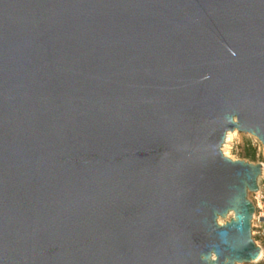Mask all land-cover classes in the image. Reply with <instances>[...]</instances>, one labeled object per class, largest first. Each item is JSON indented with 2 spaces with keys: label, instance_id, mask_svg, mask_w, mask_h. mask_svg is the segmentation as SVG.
Segmentation results:
<instances>
[{
  "label": "water",
  "instance_id": "95a60500",
  "mask_svg": "<svg viewBox=\"0 0 264 264\" xmlns=\"http://www.w3.org/2000/svg\"><path fill=\"white\" fill-rule=\"evenodd\" d=\"M234 131L264 146V0H0V264L257 262Z\"/></svg>",
  "mask_w": 264,
  "mask_h": 264
},
{
  "label": "rangeland",
  "instance_id": "374dc122",
  "mask_svg": "<svg viewBox=\"0 0 264 264\" xmlns=\"http://www.w3.org/2000/svg\"><path fill=\"white\" fill-rule=\"evenodd\" d=\"M231 139L224 149L225 156L232 160H241L252 164H262L263 174L259 178V191L250 193L249 198L256 207V213L252 221V236L256 244L262 249L260 259L255 263L264 264V146L253 135L231 132ZM226 153V154H225ZM230 216L227 217V220ZM225 222V220H223Z\"/></svg>",
  "mask_w": 264,
  "mask_h": 264
},
{
  "label": "bare ground",
  "instance_id": "6f19581e",
  "mask_svg": "<svg viewBox=\"0 0 264 264\" xmlns=\"http://www.w3.org/2000/svg\"><path fill=\"white\" fill-rule=\"evenodd\" d=\"M231 137H232L231 132H229V133L227 134V138H226V142H225L226 145L224 146V149L227 147V144L229 143ZM225 154H226V153H225Z\"/></svg>",
  "mask_w": 264,
  "mask_h": 264
},
{
  "label": "clouds",
  "instance_id": "9594fccd",
  "mask_svg": "<svg viewBox=\"0 0 264 264\" xmlns=\"http://www.w3.org/2000/svg\"><path fill=\"white\" fill-rule=\"evenodd\" d=\"M221 224L225 223L223 220L220 221ZM213 260L217 259V257L215 255H213L212 257ZM225 264H226V261H225Z\"/></svg>",
  "mask_w": 264,
  "mask_h": 264
}]
</instances>
